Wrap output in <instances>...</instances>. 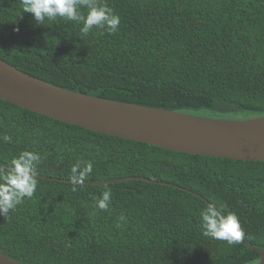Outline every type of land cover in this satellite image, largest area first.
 Instances as JSON below:
<instances>
[{"label":"trees","instance_id":"1","mask_svg":"<svg viewBox=\"0 0 264 264\" xmlns=\"http://www.w3.org/2000/svg\"><path fill=\"white\" fill-rule=\"evenodd\" d=\"M100 3L120 17L118 30L94 28L84 36L73 21L37 25L21 0H0V58L88 95L213 118L264 116V0ZM5 134L12 142L0 140V165L24 150L42 156L33 197L0 216V252L22 264L261 259L255 247L264 249V160L172 150L0 98ZM78 160L91 161L93 171L84 188L72 192L70 168ZM122 177L130 178L112 181ZM106 187L108 210H94ZM207 201L238 216L242 241L230 245L202 235Z\"/></svg>","mask_w":264,"mask_h":264},{"label":"water","instance_id":"2","mask_svg":"<svg viewBox=\"0 0 264 264\" xmlns=\"http://www.w3.org/2000/svg\"><path fill=\"white\" fill-rule=\"evenodd\" d=\"M0 98L64 122L172 150L264 160V116L213 118L88 95L38 79L1 58ZM255 249L261 253L255 264H264V249ZM0 264L22 263L0 252Z\"/></svg>","mask_w":264,"mask_h":264},{"label":"clouds","instance_id":"3","mask_svg":"<svg viewBox=\"0 0 264 264\" xmlns=\"http://www.w3.org/2000/svg\"><path fill=\"white\" fill-rule=\"evenodd\" d=\"M22 11L30 13L37 25L61 18L81 25L80 32L87 36L95 28L112 34L118 30L120 17L100 0H21ZM82 9L86 11H82ZM18 30V29H17ZM4 143H11L9 135L0 136ZM42 156L35 151L24 150L5 166L0 165V216L7 217L10 211L31 199L37 189V165ZM93 171L91 161H76L70 168L71 191L84 188V183ZM112 197L111 189L105 188L95 198L94 210L107 211ZM119 221H125L121 215ZM117 224V227H121ZM200 226L204 237L239 243L244 236L238 216L234 212L223 214L214 204H209L200 213Z\"/></svg>","mask_w":264,"mask_h":264}]
</instances>
